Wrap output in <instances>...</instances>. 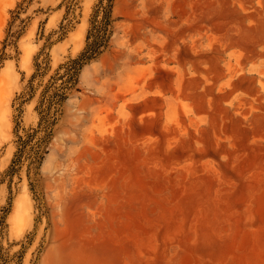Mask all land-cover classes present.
<instances>
[{
  "label": "rangeland",
  "instance_id": "rangeland-1",
  "mask_svg": "<svg viewBox=\"0 0 264 264\" xmlns=\"http://www.w3.org/2000/svg\"><path fill=\"white\" fill-rule=\"evenodd\" d=\"M95 3L0 0L6 264H264V0H115L39 173L8 172Z\"/></svg>",
  "mask_w": 264,
  "mask_h": 264
},
{
  "label": "trees",
  "instance_id": "trees-1",
  "mask_svg": "<svg viewBox=\"0 0 264 264\" xmlns=\"http://www.w3.org/2000/svg\"><path fill=\"white\" fill-rule=\"evenodd\" d=\"M114 5L115 0H96L84 48L77 56L62 63L43 88L37 105L39 113L37 125L27 130L26 135L17 132L18 149L8 170L11 174L19 170L25 159L29 161V173L32 171L39 173L45 154L48 152L54 127L59 120L62 106L71 92L77 88L83 67L101 56L110 45L116 19ZM42 53L41 50L36 56V70L29 82V86L32 88V96H35L36 93L33 81L46 73L45 66L39 60ZM1 247L0 264H6Z\"/></svg>",
  "mask_w": 264,
  "mask_h": 264
},
{
  "label": "bare ground",
  "instance_id": "bare-ground-1",
  "mask_svg": "<svg viewBox=\"0 0 264 264\" xmlns=\"http://www.w3.org/2000/svg\"><path fill=\"white\" fill-rule=\"evenodd\" d=\"M9 1V0H8ZM0 22H1V20H0Z\"/></svg>",
  "mask_w": 264,
  "mask_h": 264
}]
</instances>
